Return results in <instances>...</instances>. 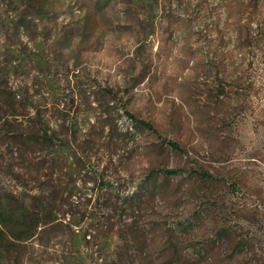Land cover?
<instances>
[{
	"label": "rangeland",
	"instance_id": "rangeland-1",
	"mask_svg": "<svg viewBox=\"0 0 264 264\" xmlns=\"http://www.w3.org/2000/svg\"><path fill=\"white\" fill-rule=\"evenodd\" d=\"M42 131L76 139L74 175L28 153ZM9 192L91 229L86 264H264V0H0ZM41 229L0 227V264H62L72 232Z\"/></svg>",
	"mask_w": 264,
	"mask_h": 264
},
{
	"label": "trees",
	"instance_id": "trees-1",
	"mask_svg": "<svg viewBox=\"0 0 264 264\" xmlns=\"http://www.w3.org/2000/svg\"><path fill=\"white\" fill-rule=\"evenodd\" d=\"M18 97V95L16 96ZM15 98V95H13ZM126 116L133 122V125L137 128L150 129L151 126L143 121L136 120L132 115L126 114ZM71 130H69L70 132ZM26 134V138L23 141L24 146H28V153L32 154L37 149L39 151L45 150L46 154V166L51 171H61L62 164L70 162V175H74L75 169L73 167L80 166V160L76 158L77 155H81V152L77 149L76 139L66 138L67 133L62 135H56L53 131H42L37 133L38 142H30L28 138H33L34 135ZM64 136V137H63ZM61 137V138H59ZM169 144V143H168ZM170 148L173 150L178 149V146L174 143H170ZM25 151L18 150L17 156L22 159L26 156ZM177 171L170 169L163 172L164 175L170 176L176 174ZM97 179V178H95ZM93 180L94 183L99 182ZM10 197V198H9ZM35 197V196H34ZM40 198V199H39ZM43 198V199H41ZM39 200L40 206L33 207L28 201L22 197L21 193L9 192L8 196H0V227L3 229V239L12 240L11 242H23L31 239L37 232L38 228H42V233H47L54 230L55 227L63 225L66 222V226L69 227L72 238L69 245L72 247L67 256L62 258V264H86L93 254L92 252H82V245L79 242H75V239L81 237L86 241V236H89L92 230L86 229L83 232V227L78 222H73L67 216L58 218L57 213L52 209L54 200L52 197L42 196L35 197ZM67 218V220L65 219ZM79 245V246H78Z\"/></svg>",
	"mask_w": 264,
	"mask_h": 264
}]
</instances>
